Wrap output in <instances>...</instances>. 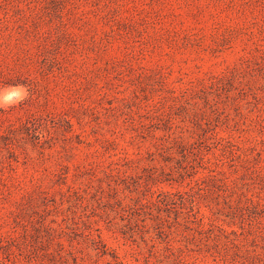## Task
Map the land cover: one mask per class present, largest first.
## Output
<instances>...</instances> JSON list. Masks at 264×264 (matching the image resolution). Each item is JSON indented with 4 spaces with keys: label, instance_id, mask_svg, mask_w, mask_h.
<instances>
[{
    "label": "rangeland",
    "instance_id": "374dc122",
    "mask_svg": "<svg viewBox=\"0 0 264 264\" xmlns=\"http://www.w3.org/2000/svg\"><path fill=\"white\" fill-rule=\"evenodd\" d=\"M17 84L0 264H264V0H0V88Z\"/></svg>",
    "mask_w": 264,
    "mask_h": 264
},
{
    "label": "trees",
    "instance_id": "16d2710c",
    "mask_svg": "<svg viewBox=\"0 0 264 264\" xmlns=\"http://www.w3.org/2000/svg\"><path fill=\"white\" fill-rule=\"evenodd\" d=\"M20 48H21V50H24L25 54L18 53L15 58L21 64L27 63L30 59H32L33 56H36V55L39 56V55L43 54L44 52H46V51H48L50 49L48 47V45H46L45 43L39 44L36 51H31L28 47H20ZM59 53L61 55V57H60L61 59L60 58H56L57 55L55 54V60H61V61L63 60V61H66V62L69 61L70 58H69L68 54H64L63 52H60V50H59ZM51 72L54 73V69H51ZM53 75L54 76H58L56 74H53ZM47 100H52V98L49 97ZM63 119L66 122L72 124L70 119H67L66 117H64ZM4 120H9L8 116H7V113L4 110H0V121H4ZM27 127H28V129H31V128H29L30 126H28V122H27ZM33 129H34V132L36 133L37 132V126L35 128H33ZM11 130H13V123H11V122L6 127L0 126V138L3 139V138H6V136L8 137L9 134L12 133ZM27 133H28V135L31 134V132H29V131ZM36 135H38V134H36ZM173 141H174V145H172V147H175V144H177L178 146L182 147V149H186L184 141L182 139H180L179 137H173ZM4 143L8 144V142H4ZM0 151L2 152V149H0ZM9 151H11V150L9 149ZM184 154H186V151H184ZM186 167H185V169H186ZM225 181L226 180L224 179V182ZM0 190H3V191L8 190L9 191V188L2 189V187H0ZM180 195H181V197L183 199L186 198L184 194L180 193ZM191 206H192V204H191ZM14 220H15V218H14ZM10 223H11L10 229L7 230L6 233H4L0 237V244H1V247L3 249H6L5 247H7V245L10 244L14 240V232H16V230H17V222H16V220H15L14 224H13V222H10ZM43 227H46V230H47L48 234H50V236H51L50 239L53 240V237H52L53 233H52V230L50 229V227L45 226V224H43ZM216 227L218 228L220 233L219 232L216 233L215 231H213V227L207 228V229L205 228L204 232H205V236H207V239H212V241L214 240L215 246H218L219 241L221 239V235H226L227 233H226V229H224L223 227L218 226V225H216ZM8 232H9V234H8ZM21 232H22V236L25 239H29L31 237V238H35L36 240L42 241V237L43 236H42L40 227L37 228V233L36 234H30L29 232H27L26 229H24ZM157 233H158V236L161 237L162 240L164 241L163 242L164 249L167 252H169L171 250V248H172V244L170 243L168 236L166 238H164V237H162L161 232H157ZM148 240H150V242H152L153 246H156L155 237L150 236V237H148ZM229 240H230L231 244L235 248L240 249L239 242H237V238H232V239H229ZM206 244H207L206 245L207 246V250L209 251V246H208L209 243H206ZM199 249L202 250L203 247L201 246ZM249 251H250L249 248L245 249V252H249ZM26 252L29 255L30 259H34L37 256L40 257V254H38V252H36L35 249H27ZM45 253H47V254H44V255H48V253H50V252H45ZM82 259L84 260V258H82ZM219 259H221V260H218L216 262V264H253L252 262L249 261L248 256H243V255L239 256L238 254H237V259H236V256L233 257L234 262H232V263L230 262L229 259H226L224 257H221ZM74 262L76 264L78 263L77 256L74 257ZM177 262L178 263L180 262V264H186L184 258H182V257H179ZM4 263L5 264H10L6 260H4ZM80 264H84V262H82Z\"/></svg>",
    "mask_w": 264,
    "mask_h": 264
},
{
    "label": "clouds",
    "instance_id": "9594fccd",
    "mask_svg": "<svg viewBox=\"0 0 264 264\" xmlns=\"http://www.w3.org/2000/svg\"><path fill=\"white\" fill-rule=\"evenodd\" d=\"M30 96L29 88L24 84L9 85L0 88V110L8 109L20 105Z\"/></svg>",
    "mask_w": 264,
    "mask_h": 264
}]
</instances>
